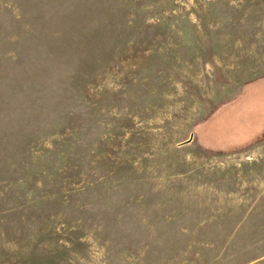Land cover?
Instances as JSON below:
<instances>
[{
  "label": "rangeland",
  "instance_id": "rangeland-1",
  "mask_svg": "<svg viewBox=\"0 0 264 264\" xmlns=\"http://www.w3.org/2000/svg\"><path fill=\"white\" fill-rule=\"evenodd\" d=\"M0 264H264V0H0Z\"/></svg>",
  "mask_w": 264,
  "mask_h": 264
}]
</instances>
